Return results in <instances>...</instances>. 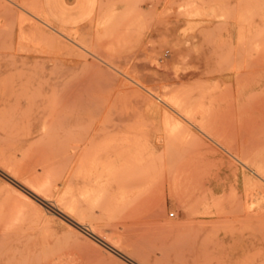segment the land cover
I'll return each mask as SVG.
<instances>
[{
  "label": "rangeland",
  "instance_id": "1",
  "mask_svg": "<svg viewBox=\"0 0 264 264\" xmlns=\"http://www.w3.org/2000/svg\"><path fill=\"white\" fill-rule=\"evenodd\" d=\"M39 3L0 0V264H264V0Z\"/></svg>",
  "mask_w": 264,
  "mask_h": 264
},
{
  "label": "bare ground",
  "instance_id": "2",
  "mask_svg": "<svg viewBox=\"0 0 264 264\" xmlns=\"http://www.w3.org/2000/svg\"><path fill=\"white\" fill-rule=\"evenodd\" d=\"M40 4V3H39ZM38 13L39 14H37V15H34L36 18H38L39 20H37L36 19V21H39V22H43V23H45V25H49L50 26V23L48 22V21H46V20H49L45 15H44V13H43V11H42V9H41V6H39V8H38ZM29 15V14H28ZM35 17H32L33 19L35 18ZM43 17V18H42ZM46 19V20H45ZM27 20V19H26ZM29 20V19H28ZM31 22V21H30ZM33 22H34V20H33ZM29 23V22H28ZM32 23V22H31ZM31 23H29V25H31L32 26V24ZM35 23H33V26H34V30L36 31V32H38V37H40V38H43V39H45L46 38V40L48 41V42H50V43H52L53 44V47L55 48L57 45L58 46H62L61 45V41L59 40V38H57V36H53V34L52 35H50V36H47V35H45V33H43V31L41 30V28L40 27H38L37 25H34ZM42 24V23H41ZM46 27V26H45ZM33 28V27H32ZM31 28V29H32ZM44 28V27H43ZM61 28V27H60ZM57 32L56 33H59V34H61V36H63V39L66 37V38H68V39H71L70 37H69V35L67 34V33H65V32H63L62 30L60 31V30H57V29H55ZM76 34V33H75ZM78 34V33H77ZM36 35V36H37ZM34 36V35H33ZM32 36V37H33ZM80 35H78V37L77 38H80L79 37ZM60 38H62V37H60ZM35 40H37V39H35ZM67 40V39H66ZM74 43H75V47L77 46V44L76 43H78L79 44V42H81V41H79V40H81V39H76V40H78V42H76L75 40H73V39H71ZM41 41V40H40ZM69 41V40H68ZM84 41V40H83ZM35 42H37V41H35ZM39 42V41H38ZM72 42V45L74 44ZM85 44H86V39H85ZM41 43H42V41H41ZM40 43V44H41ZM44 43V42H43ZM42 43V44H43ZM64 43V46H65V42H63ZM39 44V45H40ZM47 44V43H46ZM48 45V44H47ZM47 45L45 46V48H48V47H50V46H48L47 47ZM50 45V44H49ZM56 45V46H55ZM79 45H81V47H83L84 48V51L85 50H87V52L89 51V52H91L88 48H90V46H91V44L89 45V47L88 48H86V47H84V45H83V43L82 44H79ZM43 46V47H44ZM57 46V47H58ZM63 47V46H62ZM78 47V46H77ZM92 47V46H91ZM51 49H52V47H50ZM50 48H48V51H49V49ZM56 49H59V47L58 48H56ZM56 49H54V50H56ZM68 49V51H70V49L69 48H67ZM67 49H66V52H68L67 51ZM72 49V48H71ZM63 49L61 48V52L62 53H64L65 52V50H64V52L62 51ZM58 51V50H57ZM71 52V51H70ZM69 52V53H70ZM88 52V53H89ZM54 53H56L55 54V57L58 55L57 53H60V49H59V52H55L54 51ZM62 53L60 54L61 56H64V55H62ZM69 53H65L66 55H68ZM98 54V53H97ZM60 55H59V57H60ZM65 55V56H66ZM73 55V54H72ZM75 55V54H74ZM74 55H73V57H74ZM77 55H80V53H78ZM95 55V54H94ZM93 56V55H92ZM85 57V56H84ZM89 57V56H88ZM87 57V58H88ZM91 57V56H90ZM57 58H58V56H57ZM80 58H82L81 57V55H80ZM93 58V57H92ZM56 59V58H55ZM73 60H74V58H72ZM72 59H70V60H72ZM95 61H97V60H95ZM94 62V61H93ZM84 63H86V62H84ZM83 63V64H84ZM95 64H96V62H94ZM87 64V63H86ZM98 64V63H97ZM8 77V76H7ZM33 93V92H32ZM29 98V97H28ZM156 99H158L162 104H164L166 107H169L170 105L167 103V101H165L164 99H162L160 96L159 97H157L156 96ZM53 100V99H52ZM55 100V99H54ZM53 100V101H54ZM55 102V101H54ZM30 103V102H29ZM151 104H153V106H158L159 104H157V103H154L153 101H151ZM164 106V107H165ZM171 107V106H170ZM169 107V108H170ZM164 109V108H163ZM166 109V108H165ZM170 110H171V108H170ZM173 110V109H172ZM163 111V110H162ZM176 111V110H175ZM174 112V111H173ZM49 116V115H48ZM166 116V115H165ZM168 116V115H167ZM165 118V117H164ZM173 118V117H172ZM170 119V120H173V119ZM48 119V118H47ZM46 119V120H47ZM50 120V119H49ZM168 120V119H167ZM175 120V119H174ZM167 122V121H166ZM170 123V122H169ZM196 138V137H195ZM234 158H236L237 160H239L235 155H233V154H231ZM240 161V160H239ZM253 164V163H252ZM0 165H2V164H0ZM253 167L255 168V170H256V172L255 171H252V169H250L251 170V172H253L254 174H256L259 178H261V176L262 175H264V169H263V167L262 166H260V165H258V166H254V164H253ZM1 168H2V166H1ZM7 172V171H6ZM5 172V173H6ZM6 174H8L9 176H11L10 174H9V172L8 173H6ZM12 177V176H11ZM13 178H14V176H13ZM15 179V178H14ZM16 180V179H15ZM27 180V179H26ZM17 181H18V179H17ZM40 181V180H39ZM18 182H20V181H18ZM21 184H23L25 187H27L30 191H32L35 195H37V196H40V198H42V199H46V197L43 195V193H42V191H41V187L40 188H38V187H36L35 185H33V184H30V183H27V182H20ZM32 183V182H31ZM17 184V183H16ZM43 184V183H42ZM253 184V183H252ZM250 185V184H249ZM211 188H209V190H210ZM21 193H23V192H21ZM20 193V194H21ZM23 195V194H22ZM25 195V194H24ZM27 195V194H26ZM252 195V194H251ZM26 197V196H25ZM28 197H29V195H28ZM27 197V198H28ZM34 198H36V197H34ZM33 198V199H34ZM29 200L31 199V200H33L31 197H29L28 198ZM219 200V199H218ZM221 200V199H220ZM219 200V201H220ZM34 201V200H33ZM36 201V200H35ZM213 201V200H212ZM219 201H218V203H219ZM32 203H34V202H32ZM214 203H216V202H214ZM54 207H56V209L59 211V212H61L62 214H64V215H66L68 218H70L71 220H73L74 221V223L76 224L77 223V225L78 224H80L81 225V222L79 221V220H75V219H73L72 217H71V215H72V209H71V203L70 202H66V201H63V199L61 198V199H59V201L58 202H55V206ZM221 208V207H220ZM57 211V212H58ZM220 214V213H219ZM61 215V214H60ZM65 217V216H64ZM92 221V220H91ZM208 221V220H207ZM72 222V221H71ZM73 223V222H72ZM202 224L201 225H203V223H206L205 221L204 222H201ZM208 223V222H207ZM213 223V222H212ZM200 224V223H199ZM200 225V226H201ZM117 227V226H116ZM93 228H94V226H93ZM93 228H91L92 229V232L91 233H93L94 235H96L97 237H99L100 239H102L104 242H106L112 249H114L116 252H118V253H120V254H122L123 256H126V257H128V258H130V256H129V254H128V252L129 251H123V249H122V247H121V245H120V241H119V238L120 239H122L120 236H121V234L120 235H118L117 233H116V235H118V237H117V239H113V237H110V236H108L107 234H103V233H101V231L100 232H98L97 230H93ZM118 228V227H117ZM229 229V228H228ZM111 230V229H110ZM116 230V229H115ZM94 231V232H93ZM115 232V231H114ZM113 235H115V233L114 234H112V236ZM115 237V238H116ZM123 237V236H122ZM123 240V239H122ZM102 243V242H101ZM133 246V247H132ZM131 247L134 249V247H135V245H132ZM131 247H130V249H131ZM110 248V249H111ZM131 253V252H130ZM130 255H132V254H130ZM57 261V260H56ZM134 261V260H133ZM61 263V262H60ZM137 264H142L141 262L139 263V262H136ZM160 263V262H159Z\"/></svg>",
  "mask_w": 264,
  "mask_h": 264
},
{
  "label": "crops",
  "instance_id": "3",
  "mask_svg": "<svg viewBox=\"0 0 264 264\" xmlns=\"http://www.w3.org/2000/svg\"><path fill=\"white\" fill-rule=\"evenodd\" d=\"M100 0H40V6L49 21L61 28L71 29L87 23L97 11ZM212 49L205 46L203 60L212 62Z\"/></svg>",
  "mask_w": 264,
  "mask_h": 264
},
{
  "label": "built area",
  "instance_id": "4",
  "mask_svg": "<svg viewBox=\"0 0 264 264\" xmlns=\"http://www.w3.org/2000/svg\"><path fill=\"white\" fill-rule=\"evenodd\" d=\"M169 215H171V216H172V215H174V212H170V214H169Z\"/></svg>",
  "mask_w": 264,
  "mask_h": 264
}]
</instances>
